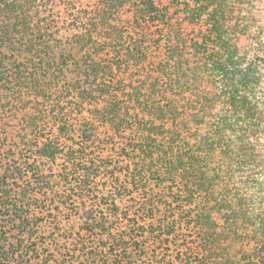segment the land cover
<instances>
[{"label": "trees", "instance_id": "trees-1", "mask_svg": "<svg viewBox=\"0 0 264 264\" xmlns=\"http://www.w3.org/2000/svg\"><path fill=\"white\" fill-rule=\"evenodd\" d=\"M0 264H264V0H0Z\"/></svg>", "mask_w": 264, "mask_h": 264}]
</instances>
